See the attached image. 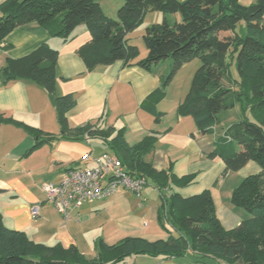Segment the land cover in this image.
Returning <instances> with one entry per match:
<instances>
[{
    "label": "trees",
    "instance_id": "obj_1",
    "mask_svg": "<svg viewBox=\"0 0 264 264\" xmlns=\"http://www.w3.org/2000/svg\"><path fill=\"white\" fill-rule=\"evenodd\" d=\"M100 1L5 0L0 4V47L7 50L6 36L29 23L64 42L77 26L84 25L90 41L77 54L88 71L116 61L129 65L138 57V48L128 44L127 35L147 12L163 14L161 23L145 29L142 40L147 56L136 65L152 72L154 65L169 60L161 89L152 93L158 99L182 66L200 62L178 112L190 115L202 135L214 134L221 117L239 107L236 121L216 139L207 157L221 159L225 172H236L248 162L260 168L259 174L244 178L231 194V205L246 217L237 228L225 231L215 216L209 191L187 198L175 192L194 177L178 178L152 169L145 158L154 148L155 136L129 146L122 129L87 125L71 131L66 114L74 99L56 94L58 53L45 44L23 58L6 59L1 69L4 83L27 79L39 85L54 98L63 135L101 140L129 175L156 188L160 195L157 222L167 238L155 242L125 238L112 246L101 243L96 257L86 259L73 247L34 244L24 233L6 228L0 215V264H119L137 256L171 259L186 255L210 258L216 264H264V0L245 7L239 0H123L116 20L105 16ZM176 14L180 22L169 24L166 16ZM240 22L243 33L237 31ZM28 131L39 137L37 130L28 127Z\"/></svg>",
    "mask_w": 264,
    "mask_h": 264
},
{
    "label": "crops",
    "instance_id": "obj_2",
    "mask_svg": "<svg viewBox=\"0 0 264 264\" xmlns=\"http://www.w3.org/2000/svg\"><path fill=\"white\" fill-rule=\"evenodd\" d=\"M128 36L127 42L133 46ZM89 41L84 25L77 26L64 42L51 37L38 24L29 23L6 36L3 45H8L7 50L0 47V215L4 226L24 233L36 245L73 247L86 259L96 257L101 243L112 246L125 238L149 242L167 238L157 222L160 195L149 182L140 197L118 190L108 198L84 205L67 221L46 200L42 185L57 184L66 169L91 167L82 160L88 153L98 156L95 149L113 153L94 137L69 139L63 135L54 98L39 85L27 79L4 83L1 69L6 59L23 58L46 44L58 53L56 94L74 99V106L66 114L71 131L87 125L122 129L129 146L146 136H155L154 148L145 158L152 169L178 178L193 176L187 187L174 191L183 198L209 191L220 226L225 231L237 228L246 216L231 205V194L244 178L259 174L260 168L248 162L236 172H225L221 159L207 157L224 132L214 128V134L202 135L190 115L178 112L189 89L183 92L182 88L179 95L170 98L169 89L176 75L162 98L152 95L161 89L169 61L154 65L148 72L136 65L146 58L145 49L138 51V57L129 65L116 61L88 71L77 52ZM225 119L218 126L223 127ZM28 127L37 130L39 137L29 133ZM33 206L38 207L37 217L32 216ZM119 264L216 263L210 258L186 255L171 259L137 256Z\"/></svg>",
    "mask_w": 264,
    "mask_h": 264
},
{
    "label": "built area",
    "instance_id": "obj_3",
    "mask_svg": "<svg viewBox=\"0 0 264 264\" xmlns=\"http://www.w3.org/2000/svg\"><path fill=\"white\" fill-rule=\"evenodd\" d=\"M82 161L91 163V167L66 169L57 184L40 187L46 200L65 221L84 205L108 198L118 190L140 197L147 185L145 179L129 175L113 153L98 156L88 153ZM31 213L37 217L38 207L33 206Z\"/></svg>",
    "mask_w": 264,
    "mask_h": 264
},
{
    "label": "rangeland",
    "instance_id": "obj_4",
    "mask_svg": "<svg viewBox=\"0 0 264 264\" xmlns=\"http://www.w3.org/2000/svg\"><path fill=\"white\" fill-rule=\"evenodd\" d=\"M101 1H100L101 3L99 2V4H100V7L103 13L106 14L105 16H107L108 18H111L112 20H116L117 9L123 4V2L119 0H101ZM254 2L255 0H240L239 3L240 5L245 7V6H249L253 4ZM162 17H163V14L161 13L149 11L143 16L141 22L136 26V28L133 29V31H131L128 34L129 35L128 38L132 39V41L134 42L133 46L137 47L138 51H141V50L145 51V47H144L143 40H142V36L145 33V29L147 27H150L153 24L161 23ZM166 17H167L169 24H173L175 21L180 22V17L177 14L167 15ZM237 31L240 33H243V22H240L238 24ZM199 66H200V62L198 60H194L190 63H187L186 66L184 67L182 66L183 68H181L178 71L169 89L170 98H174L177 95H179L182 88H183V92H186V90L190 88L191 78H193V75ZM231 70L235 74V67L234 68L231 67ZM227 84L228 83L224 81V85L226 87H228ZM238 112H239L238 106H236L233 110L228 111L224 117L226 119L223 121V127H220L217 125L215 127L216 130H218L220 133L224 132V130H226L231 123L236 121ZM224 118L221 117L222 120ZM95 150H96L95 153L99 155L103 153L100 149L99 150L95 149ZM100 151L102 153H99Z\"/></svg>",
    "mask_w": 264,
    "mask_h": 264
},
{
    "label": "water",
    "instance_id": "obj_5",
    "mask_svg": "<svg viewBox=\"0 0 264 264\" xmlns=\"http://www.w3.org/2000/svg\"><path fill=\"white\" fill-rule=\"evenodd\" d=\"M53 264H59V263L54 262Z\"/></svg>",
    "mask_w": 264,
    "mask_h": 264
}]
</instances>
